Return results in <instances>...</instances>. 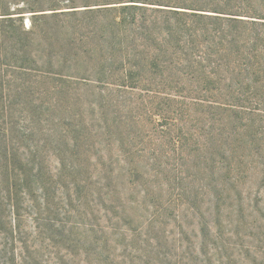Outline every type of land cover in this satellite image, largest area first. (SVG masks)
<instances>
[{"label": "trees", "instance_id": "1", "mask_svg": "<svg viewBox=\"0 0 264 264\" xmlns=\"http://www.w3.org/2000/svg\"><path fill=\"white\" fill-rule=\"evenodd\" d=\"M256 174L264 0H0V264H264Z\"/></svg>", "mask_w": 264, "mask_h": 264}, {"label": "rangeland", "instance_id": "2", "mask_svg": "<svg viewBox=\"0 0 264 264\" xmlns=\"http://www.w3.org/2000/svg\"><path fill=\"white\" fill-rule=\"evenodd\" d=\"M28 17L27 25L30 24ZM241 188L244 189L241 194L243 208L235 206L223 212L222 229L225 238L235 245L233 252L250 254L254 258V250H264V174L244 178ZM234 192L238 191L234 189Z\"/></svg>", "mask_w": 264, "mask_h": 264}]
</instances>
